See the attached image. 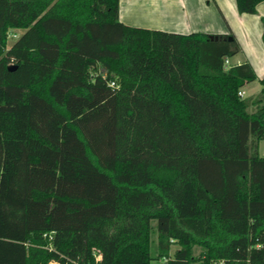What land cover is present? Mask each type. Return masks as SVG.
<instances>
[{"label": "trees", "instance_id": "obj_1", "mask_svg": "<svg viewBox=\"0 0 264 264\" xmlns=\"http://www.w3.org/2000/svg\"><path fill=\"white\" fill-rule=\"evenodd\" d=\"M118 13L0 0V264H264V75L233 34Z\"/></svg>", "mask_w": 264, "mask_h": 264}, {"label": "crops", "instance_id": "obj_2", "mask_svg": "<svg viewBox=\"0 0 264 264\" xmlns=\"http://www.w3.org/2000/svg\"><path fill=\"white\" fill-rule=\"evenodd\" d=\"M118 14L122 22L134 26L183 33L233 34L240 53L235 62L229 58V63L247 60L257 78L264 75V43L261 38L264 0L257 3L253 13L239 12L235 0H119ZM256 79L244 84V95L249 84Z\"/></svg>", "mask_w": 264, "mask_h": 264}, {"label": "rangeland", "instance_id": "obj_3", "mask_svg": "<svg viewBox=\"0 0 264 264\" xmlns=\"http://www.w3.org/2000/svg\"><path fill=\"white\" fill-rule=\"evenodd\" d=\"M11 33H15L16 35L19 33V30L18 29H14V30H11V32L9 33V38H8V43H10L11 40H13V38H15L16 36H13ZM237 53V54H236ZM234 55L232 56H228V60L230 58V60L232 62H235L239 56V53H240V50H238ZM250 88L247 90V93L244 95V96H248L250 98H253L256 96L258 90L257 89H260L261 87V83L259 82L258 79L255 80V82H251V84H249ZM256 89V90H255ZM253 106H249V110H252ZM259 153L260 154H264V139L263 140H260L259 141ZM66 216V215H65ZM64 216V217H65ZM59 218H55V220H58ZM152 223L153 225H155L156 221L155 220H152ZM153 239H155V234L152 235ZM178 247L177 244H172L171 247H170V250H169V256L172 257L173 256V253H174V250ZM201 249L200 246L198 245H195L193 247V252L194 254H198L199 250ZM151 253L153 256V258L150 260V263L149 264H167L166 260H167V257L166 256H161V257H156L155 256V245L152 244L151 246ZM50 264H56L54 261L50 262Z\"/></svg>", "mask_w": 264, "mask_h": 264}, {"label": "built area", "instance_id": "obj_4", "mask_svg": "<svg viewBox=\"0 0 264 264\" xmlns=\"http://www.w3.org/2000/svg\"><path fill=\"white\" fill-rule=\"evenodd\" d=\"M13 36H17L15 33H11ZM10 35V34H9ZM224 63H225V65L227 66L228 64H229V61H228V58L227 57H225V59H224ZM112 84H113V82H112ZM238 94L239 95H241V96H244V89H243V87H240L239 89H238ZM87 264H95V263H87Z\"/></svg>", "mask_w": 264, "mask_h": 264}, {"label": "water", "instance_id": "obj_5", "mask_svg": "<svg viewBox=\"0 0 264 264\" xmlns=\"http://www.w3.org/2000/svg\"><path fill=\"white\" fill-rule=\"evenodd\" d=\"M232 37L231 36H229V39H231ZM14 68V65H10L9 66V69H13Z\"/></svg>", "mask_w": 264, "mask_h": 264}]
</instances>
